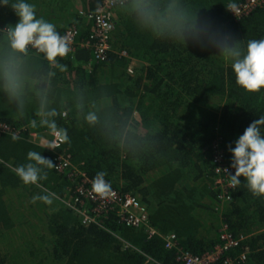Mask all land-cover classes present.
Returning a JSON list of instances; mask_svg holds the SVG:
<instances>
[{
  "label": "trees",
  "instance_id": "16d2710c",
  "mask_svg": "<svg viewBox=\"0 0 264 264\" xmlns=\"http://www.w3.org/2000/svg\"><path fill=\"white\" fill-rule=\"evenodd\" d=\"M101 1L28 0L37 18L53 23L60 35L77 27V44L58 58L63 70L39 53L23 56L19 100L7 94L0 67V122L12 130L0 136V264H180L163 236L173 233L180 248L202 255L219 243L221 224L245 237L226 256L244 253L246 260L235 264H264V195L241 183L221 208L211 153L218 142L231 164L228 146L264 116V90L244 91L225 57L191 42L186 47L168 29L170 11L181 9L246 47L264 39V6L233 19L229 7L243 0H128L115 10L106 60L96 61L80 46L93 23L75 13L74 3L88 13ZM141 2L154 7L155 25L140 22ZM17 20L10 7H0V29ZM4 54L0 40V58ZM53 110L47 119L55 127L43 122ZM54 130L66 132L68 140L52 152L42 142ZM33 133L39 142L31 140ZM29 151L54 165L62 156L90 179L105 172L111 189L139 199L147 225L158 234L127 227L113 212L100 224L82 223L69 205L76 182L67 173L49 169L38 185H25L15 174V167L29 162ZM46 193L51 204L32 202Z\"/></svg>",
  "mask_w": 264,
  "mask_h": 264
},
{
  "label": "clouds",
  "instance_id": "9594fccd",
  "mask_svg": "<svg viewBox=\"0 0 264 264\" xmlns=\"http://www.w3.org/2000/svg\"><path fill=\"white\" fill-rule=\"evenodd\" d=\"M0 7H10L18 18L17 23L0 29V40L3 41L5 54L0 58L3 69L4 88L10 98L19 100L22 95V76L20 72L22 57L30 50H35L53 66L66 69V65L59 63L58 58H64L70 51L67 36H62L56 26L44 18H37L35 6L28 0H0ZM138 18L145 26L157 23L156 11L148 2L136 5ZM168 29L182 45L187 47L191 42L199 48L214 49L217 55L225 57L234 71L236 83L246 92L255 93L264 90V39L249 40L246 47H242L240 40L235 39L223 28L206 20L198 21L194 14H188L181 9H173L169 13ZM55 111L45 112V124L55 127ZM89 122L95 121L94 115H88ZM60 139L68 140L67 133L61 131ZM15 139V137H14ZM54 151L50 143L47 148ZM231 154V168L227 169L233 186L245 183L248 189L257 195H264V116L255 119L234 142L229 145ZM26 164L14 168L15 174L25 185H38L47 180V170L56 167L45 158L42 153L29 151ZM106 173L98 172L93 180V187L97 193L110 191L111 185L105 179ZM243 177V182L241 181ZM42 201L51 204V194L33 196L32 202Z\"/></svg>",
  "mask_w": 264,
  "mask_h": 264
},
{
  "label": "built area",
  "instance_id": "2783aa9c",
  "mask_svg": "<svg viewBox=\"0 0 264 264\" xmlns=\"http://www.w3.org/2000/svg\"><path fill=\"white\" fill-rule=\"evenodd\" d=\"M127 1L102 0L100 6L95 11L88 13L79 12L80 16L86 17L87 20H91L93 23L88 39L82 41L80 46L89 49L92 52L94 60H106L111 50L109 39L114 29L115 10ZM262 6H264V0H243L238 5L229 7V14L233 19H238ZM78 35V29L75 26L67 28L62 34V36L68 37L71 51L77 44ZM30 51L37 53L34 49ZM128 72L132 73V69L129 68ZM11 132L12 130L9 125L0 122V136ZM59 133L60 131L54 130L49 134L50 138L47 146L51 143L54 146V151L59 149L63 143ZM211 153L216 175L214 189L217 191L218 203L222 208L224 204L231 201V191H234L236 187L231 184L230 177L225 169L230 174H234V169L231 168V164L226 162L223 149L218 142L212 145ZM55 166L54 169L57 173H67L71 181L76 182L73 189L75 197L69 205L81 216L82 223L100 224L101 219L113 212L117 215L119 222L127 227L144 228L145 232L149 235L158 234L147 225L148 218L145 207L135 196L121 194L113 189L104 194L97 193L93 187L94 179H90L84 173L79 172L62 156H57ZM86 203H91L93 206L86 207ZM162 238L166 249H176V261L180 264H235L236 261L243 263L246 260V254L244 253L235 259L226 256V253L236 249L245 237L233 236L225 224H221L219 229V243L212 250L202 255H193L180 248L177 237L173 233L167 234Z\"/></svg>",
  "mask_w": 264,
  "mask_h": 264
},
{
  "label": "crops",
  "instance_id": "0c3cea01",
  "mask_svg": "<svg viewBox=\"0 0 264 264\" xmlns=\"http://www.w3.org/2000/svg\"><path fill=\"white\" fill-rule=\"evenodd\" d=\"M74 9H75V13L77 12V14L79 15V12H83L81 7L79 6L78 2L74 3ZM80 16V15H79ZM115 19H116V14H115ZM31 140L33 142H39V139H38V135L36 133H33L31 134ZM47 140L45 139L42 144L45 146L46 145V142Z\"/></svg>",
  "mask_w": 264,
  "mask_h": 264
}]
</instances>
